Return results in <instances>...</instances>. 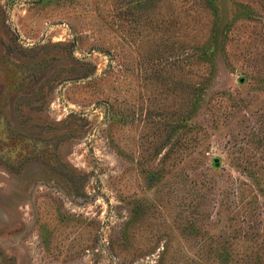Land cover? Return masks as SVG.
Wrapping results in <instances>:
<instances>
[{"label": "rangeland", "instance_id": "374dc122", "mask_svg": "<svg viewBox=\"0 0 264 264\" xmlns=\"http://www.w3.org/2000/svg\"><path fill=\"white\" fill-rule=\"evenodd\" d=\"M0 264H264V0H0Z\"/></svg>", "mask_w": 264, "mask_h": 264}, {"label": "water", "instance_id": "95a60500", "mask_svg": "<svg viewBox=\"0 0 264 264\" xmlns=\"http://www.w3.org/2000/svg\"><path fill=\"white\" fill-rule=\"evenodd\" d=\"M214 163H215V165H219V163H218V159H217V158L214 159Z\"/></svg>", "mask_w": 264, "mask_h": 264}]
</instances>
